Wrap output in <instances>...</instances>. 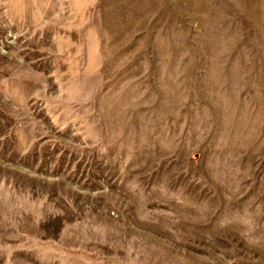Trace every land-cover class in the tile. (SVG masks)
Here are the masks:
<instances>
[{
    "label": "rangeland",
    "instance_id": "rangeland-1",
    "mask_svg": "<svg viewBox=\"0 0 264 264\" xmlns=\"http://www.w3.org/2000/svg\"><path fill=\"white\" fill-rule=\"evenodd\" d=\"M0 264H264V0H0Z\"/></svg>",
    "mask_w": 264,
    "mask_h": 264
}]
</instances>
